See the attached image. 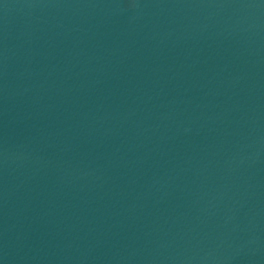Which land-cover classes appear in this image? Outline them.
<instances>
[{"label":"water","instance_id":"obj_1","mask_svg":"<svg viewBox=\"0 0 264 264\" xmlns=\"http://www.w3.org/2000/svg\"><path fill=\"white\" fill-rule=\"evenodd\" d=\"M0 264H264V0H0Z\"/></svg>","mask_w":264,"mask_h":264}]
</instances>
